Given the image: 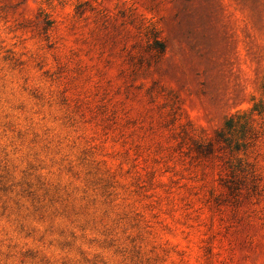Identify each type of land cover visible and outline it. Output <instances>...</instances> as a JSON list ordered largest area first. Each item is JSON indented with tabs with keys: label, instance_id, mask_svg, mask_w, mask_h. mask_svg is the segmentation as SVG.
Returning <instances> with one entry per match:
<instances>
[{
	"label": "rangeland",
	"instance_id": "obj_1",
	"mask_svg": "<svg viewBox=\"0 0 264 264\" xmlns=\"http://www.w3.org/2000/svg\"><path fill=\"white\" fill-rule=\"evenodd\" d=\"M263 77L264 0H0V264H264Z\"/></svg>",
	"mask_w": 264,
	"mask_h": 264
},
{
	"label": "trees",
	"instance_id": "obj_2",
	"mask_svg": "<svg viewBox=\"0 0 264 264\" xmlns=\"http://www.w3.org/2000/svg\"><path fill=\"white\" fill-rule=\"evenodd\" d=\"M264 87V77H263ZM263 104H255L249 111H236L227 115L212 139L198 143V150L205 155L219 152L223 160L224 175L220 185L228 191H238L249 180L256 190L259 186L257 169L249 161L248 147L260 137L255 126V116L262 115Z\"/></svg>",
	"mask_w": 264,
	"mask_h": 264
}]
</instances>
